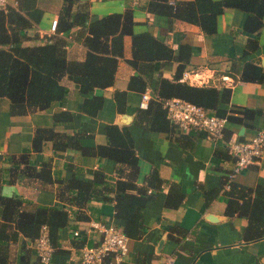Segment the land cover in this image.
Instances as JSON below:
<instances>
[{
  "label": "crops",
  "instance_id": "obj_1",
  "mask_svg": "<svg viewBox=\"0 0 264 264\" xmlns=\"http://www.w3.org/2000/svg\"><path fill=\"white\" fill-rule=\"evenodd\" d=\"M175 0H169L173 3ZM189 1V0H183ZM149 0H81L80 9L88 13L83 26L75 25L67 33L51 31V21L58 20L62 0H36L42 11L38 23L25 29L24 46L43 44L54 38L65 43L68 60L83 61L87 48L83 44L89 22L108 14L132 12L135 34L148 32L173 49L186 44L191 57L186 65L183 80L190 85H213L218 89H231L229 101L222 107L230 110L248 109L256 112L238 123H227L224 137L234 135L238 140H248L264 127V82L240 79L243 64L253 62L264 72V16L259 31L255 34L243 29L246 14L235 8H225L216 18V33L206 37L201 29L180 19H169L147 11ZM16 6V0H8ZM257 41V49L243 56L249 39ZM132 56V37H123L122 55L118 57L112 85L96 88L89 94L101 96V111L90 117L82 112L84 95L78 85L67 77L61 84L67 88V96L54 101L44 110L20 115L9 114V100L0 97V184L1 194L20 198L23 201L48 207L63 206L70 212L69 223L59 235L49 264H79L80 247L96 243L98 233L90 228L93 221L106 224L121 222L114 217V201L102 202L92 199L80 210L87 219H76V205L70 202L71 192L66 189L74 177L92 181L96 173L102 172L108 182L117 179L118 164L107 157H98L78 149L53 151V142L65 136L80 134L83 148H93L107 143L105 126L112 123L127 128L134 143L138 158L137 186L147 185L152 173L157 175L155 186H148L150 199L143 209L144 228L138 239H128V252L118 264H136L140 256L149 258L150 264H264V236L258 240L245 241L243 229L248 223L244 216L225 214L226 203L223 192L233 158L225 141L210 142L203 131L174 134L156 133L138 120L141 91H127L125 111L117 112L114 92L127 89V85L138 72L129 64ZM178 62L156 61L150 66L147 87L153 96L159 77L172 79ZM144 75V74H143ZM226 77V78H224ZM68 112L70 118L54 119L55 114ZM61 116V115H60ZM37 128H52L54 139L43 141L40 152H33L32 139ZM177 130V129H176ZM178 131V130H177ZM23 152L28 153L27 163L38 168L43 162L50 163L46 179H36L25 171H12L13 160ZM15 157V158H14ZM11 170V172L9 171ZM233 184L240 191H249L254 196L255 188H264V151L252 165L236 175ZM231 188V187H230ZM184 194L177 207H166L164 202L169 191ZM218 191L217 199L207 204L204 193ZM135 193V190L133 191ZM109 196H112L110 193ZM26 207H30L27 205ZM122 228V227H121ZM78 232V235H74ZM25 246L21 248L22 243ZM11 260L18 263L20 255H27L28 262L37 260L31 241L19 236L10 244ZM24 248V249H23ZM102 264H117L107 257Z\"/></svg>",
  "mask_w": 264,
  "mask_h": 264
},
{
  "label": "trees",
  "instance_id": "obj_2",
  "mask_svg": "<svg viewBox=\"0 0 264 264\" xmlns=\"http://www.w3.org/2000/svg\"><path fill=\"white\" fill-rule=\"evenodd\" d=\"M80 1L62 0L56 27L58 34L67 33L75 25L83 26L87 22L89 16L85 10L80 9ZM225 8H235L246 14L243 24L245 31L255 34L261 28L264 0H175L173 3H169V0H149L146 6L147 11L157 15L180 19L198 26L206 37L215 35L216 18ZM41 14L36 0H16V6L8 5L5 9H0V97L9 100L10 115L44 110L52 102L65 99L67 88L61 84V79L67 77L78 85L80 93L84 95L82 112L95 117L102 109L103 98L95 95L90 97L89 94L96 88L104 89L113 84L125 35L132 37V56L128 62L138 75L130 79L126 90L114 92L117 112L125 111L127 91L142 93L145 90L150 66L156 61H176L178 66L172 79L159 77L148 107L140 110L137 121L143 120L149 130L165 134L180 133L170 124L162 107V101L172 97L200 105L210 113L226 116L228 123H238L246 117L252 118L256 115L255 111L248 109L229 111L222 107L229 101L231 89L228 87L218 89L213 85L196 86L180 81L191 57L190 47L181 44L177 49H173L148 32L133 33L134 21L130 9L123 13L108 14L88 23V34L83 40L87 54L83 61L68 60L65 43L60 38L34 46L23 45L26 38L25 29L38 23ZM256 49L257 41L249 39L243 56ZM240 79L264 82V72L253 62L246 61ZM68 116L70 118L68 112H62L55 114L54 119H65ZM105 135L107 143L93 148L81 146L80 134L65 136L62 141L53 142V151L78 149L98 157H107L118 164V178L113 183L108 182L106 176L99 172L89 182L72 177L66 191H73L70 202L77 207L74 213L78 220L87 219L79 213L88 201H114V217L121 222L123 232L131 239H138L144 228L143 209L153 191L148 192L147 187L156 185L157 175L152 173L146 186H137L138 158L128 129L110 123L105 126ZM53 139L52 128H37L31 150L40 152L43 141ZM27 160L28 153L20 154L13 160L12 171H20V163L23 162L24 170L33 174L34 178L46 179L50 163L43 162L37 169L35 165H29ZM2 182L0 178V184ZM110 193L112 196H109ZM248 193L249 191L238 190L232 182L231 188L223 192V199L226 203V215L244 216L248 219L243 229V239L254 241L264 236V188H255L253 197ZM183 197V193L171 189L164 204L166 207H177ZM218 197V191L204 193L208 205ZM27 205L30 207H26ZM69 219L70 212L63 206L36 205L20 198L4 196L0 191V264H15L11 260L10 244L17 241L19 236L24 240H34L44 224L49 228L50 241L54 247L60 231L68 225ZM24 246L23 242L21 248ZM17 262L43 264L38 259L29 263L25 254L18 256ZM136 264H150V260L140 256L136 259Z\"/></svg>",
  "mask_w": 264,
  "mask_h": 264
},
{
  "label": "built area",
  "instance_id": "obj_3",
  "mask_svg": "<svg viewBox=\"0 0 264 264\" xmlns=\"http://www.w3.org/2000/svg\"><path fill=\"white\" fill-rule=\"evenodd\" d=\"M8 6V0H0V9ZM57 18L51 21V31L56 32ZM184 74L181 80L184 79ZM226 78V77H224ZM151 99V91L148 87L141 93L139 107L146 109ZM166 118L170 124L181 132L200 130L210 142L225 141L228 153L233 158V166L227 174L224 187L229 190L238 173L255 163L264 151V127L248 140H238L234 135L224 137V131L228 123L226 116L210 113L200 105L178 97L168 98L162 101ZM90 228L98 233L95 244H83L80 251L79 264H102L105 258L111 257L118 264L128 252L129 237L123 229L116 224H106L93 221ZM78 235V232H74ZM31 247L35 250L37 259L43 264H49L54 252L50 241L49 228L42 225L39 235L31 241Z\"/></svg>",
  "mask_w": 264,
  "mask_h": 264
}]
</instances>
